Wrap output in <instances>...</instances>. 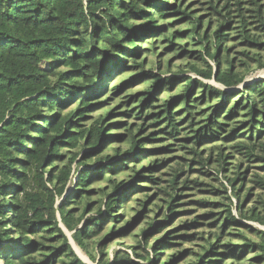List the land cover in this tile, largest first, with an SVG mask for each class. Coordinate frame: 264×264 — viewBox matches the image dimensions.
Segmentation results:
<instances>
[{
    "label": "trees",
    "instance_id": "1",
    "mask_svg": "<svg viewBox=\"0 0 264 264\" xmlns=\"http://www.w3.org/2000/svg\"><path fill=\"white\" fill-rule=\"evenodd\" d=\"M251 2L252 29L244 19L232 29L236 35L230 36L225 33L231 27L228 21L217 25L211 36L199 38V44L205 42V53L216 61L217 71L210 66L207 71H194L225 89H237L251 72L264 70L263 5ZM184 3L0 0V264H87L60 227L58 213L84 251L110 223V233L98 244L101 254L130 225L148 220L141 232L144 244L130 247L133 257L117 252L113 262L102 264H160L171 247L175 254L163 264L179 262L187 254V264H264V229L242 222L264 228V80L244 87L234 97L235 93L227 95L191 77L163 79L147 70L151 67L147 55L159 56V40L165 43L163 49L177 45L183 54L196 53L176 43L182 40L177 35L187 32L165 33L176 21L164 25L166 20L179 17L193 27V38L199 35L202 18ZM236 37L252 48L251 55L244 53L247 61L242 60L237 71L227 47ZM143 42L149 48H142ZM130 69L137 73L126 77ZM117 76L122 77L119 84L110 88ZM145 80L147 91L134 94V84ZM162 86L165 94L159 96ZM112 101L119 103L110 108ZM73 103L75 109L63 113ZM106 104L105 113L83 129L81 123L88 114ZM227 105L230 109L224 113ZM116 116L119 119L112 121ZM119 127L125 135L117 133ZM122 140L125 149L117 145ZM176 148L191 155L192 160H187L191 170L200 166L202 171L215 158L217 172L225 173L234 155L263 165L234 166L225 176L228 186L221 183L223 191L214 186L208 191L229 205L191 201L203 211L179 220V228L168 229L177 217L190 213L178 211L183 204L179 203L180 186L189 181L179 182L186 172L183 164L172 165L175 159L170 154ZM255 168L263 173L247 179L248 171ZM150 188L157 193H146ZM135 196L137 215L121 229V214ZM156 196L168 199L159 198L150 205ZM63 197L57 206V199ZM92 208L97 216L80 228ZM147 213L155 214L154 218ZM196 228L204 230L194 232ZM154 233L149 252L148 237ZM187 244L193 248L183 249Z\"/></svg>",
    "mask_w": 264,
    "mask_h": 264
},
{
    "label": "rangeland",
    "instance_id": "2",
    "mask_svg": "<svg viewBox=\"0 0 264 264\" xmlns=\"http://www.w3.org/2000/svg\"><path fill=\"white\" fill-rule=\"evenodd\" d=\"M256 1H258L261 5H263V12H264V0H256ZM238 2L242 3L240 7L238 6ZM251 3H252L251 0H185L184 5L189 6V11H193L195 17L202 18V24L200 25V28L197 31L199 35L193 38L192 37L193 35H191V32H190L193 27H191L187 21L185 22L183 20H177V19H183L179 17H176L174 19L168 18L166 20L167 22L164 25H168V21L169 23H172L173 20H176V21L174 24L166 28L165 33L172 34L173 32H179V33L182 32L183 34V32H187L185 35H177V37L181 38L182 40L177 41L176 43L185 45L184 49L186 51H196V53L188 52V53L183 54L184 52L183 48L178 50L177 45L172 50H167L169 46L168 48L163 49V45H165V43L160 42L159 40L157 42L158 44H161V46H159L157 50V54L159 53V56L153 55V54L147 55L146 59L148 62V66L149 65L151 66L150 68H147V70H152L154 71L155 74L163 75L162 77L163 79L172 78V77H178V78L191 77L194 80L203 81L207 85L215 87L219 90H224L227 92V95L235 93L234 97H236L237 93L239 91H242L244 87L253 85L254 83L259 82V81H263L264 80V70L254 71V72H251L246 77L245 83L241 85L240 87H238L237 89H225L223 86L217 84L215 80H205L204 78L199 76L194 71V68H199L201 70L207 71L210 67H212L214 72L217 71L216 61L209 58L208 55L205 53V51L203 50V47L205 46L204 44L205 42H203V44H199V38L211 36V34L215 31L217 25H220L222 23L225 24V22L228 23V21L231 22V27L227 29L225 33L230 34V36L236 35L232 29L235 27H239V23L244 19L246 20V22H250V26L248 28L252 29L253 23L255 22V18L251 12L253 11V6ZM217 13H220V14H217ZM178 21H181V22H178ZM241 41L242 40H239V38L236 37L230 40L227 44V47L229 48L230 60L234 61L233 68L235 71L240 69V65L241 63H243L241 62L242 60L247 61L246 57L244 56V53L247 52L251 55V52H252V48L250 47L247 48L244 44H242ZM141 45H142V48H149L147 47L146 42L141 43ZM200 55H203V58H201ZM47 67H48V64H45L43 66V68H47ZM254 67L255 65L251 64L250 69H253ZM246 70L247 69H243L242 71H246ZM132 72L137 73V70L135 69L127 70L125 74L126 77L129 76ZM121 78H122L121 76H117L116 79H114L110 83L109 87L111 88L119 84ZM148 87H149L148 81L145 80L143 82H138L134 84V87L132 88V92L134 94L143 93L147 91ZM163 89H164V86H162L159 89V96H162L165 94L163 93ZM127 91L128 90L124 91L120 97H123ZM177 92H179V90L176 91V93ZM164 97H167V96H164ZM235 99L236 98H234V100ZM110 103H112V106H110L111 108L113 106H117L119 101L118 102L112 101ZM108 105L109 104H106L102 107L94 108V110H92L91 113L88 114V119L81 123L82 125H84L83 129L84 127H87V128L90 127L93 124V122L96 121V119L98 118L100 114L105 113L104 111L105 109H108L107 108L109 107ZM76 106L77 104L75 103L70 104L66 109H64L63 113H68L72 109H75ZM229 109H230V105H227L225 107L224 113L227 112ZM118 117L119 116H116L114 120L112 121L118 120L119 119ZM133 123L138 124L139 122L134 121ZM116 129L118 131L117 133H120V135H125V132H121L123 127L122 128L119 127ZM112 130L113 129H110L108 133H112L111 132ZM144 134L145 133H143L140 137H143ZM86 141L87 139L84 142ZM84 142H82V144ZM117 145H119L120 148L122 149L126 148L125 141L123 140L122 142L121 141L117 142ZM157 145L159 144L157 143ZM226 149L227 147L225 148V150ZM110 152L111 150L106 151V153H110ZM204 154H205V157H207V152L204 151ZM158 157H161V156H158ZM170 158H173L176 160V161L174 160V162L172 163L173 166L175 165V162H179L185 166L184 170L186 172L181 174L179 182L183 183L186 180H188L189 182L187 183L186 186H180L182 190L180 191L179 195L182 196V198L179 203H183V204H182V208L178 209V211H190V213L177 217L175 220L171 222V224L168 226V229L179 228V226H181V224L178 225L179 220L185 221L197 214H200L199 211H203L200 208H198L197 205L190 204L191 201L205 199V200H209L211 203L222 202L225 205H229L228 200L222 199L221 196H219L215 192L210 193L208 191H212V188L209 186H214L223 191L221 187V183L228 186L225 176L229 175V172L231 171V169L234 168V166L240 165L241 168L244 169L246 166L255 167V166L263 165V164H257V160L249 164L246 162L243 156L234 155L229 160L230 165L227 167L226 172L223 173V172H217L218 165L217 163L214 162L215 158H213V162L211 166L207 167L206 169L202 171L199 170L201 169L200 166H193L192 170L189 168L190 163L187 160H192V157L190 154H187L186 150H183V149L178 150L176 148V150H173V152H171ZM183 159H185L186 161H184ZM140 164L141 162L138 163V166ZM219 169L221 171V168ZM248 172L249 173H248L247 179L251 178L253 174L263 173L259 168L249 170ZM164 179L168 180L169 178L168 176H165ZM211 179H214V180H211ZM194 181H197L199 183H204V185H196L194 184ZM73 183H74V179H71V182L69 184L70 190L73 188ZM166 185L168 184L165 183L164 186ZM146 193L155 194L157 192L153 190V188H150L148 192ZM230 195H231V191H229L228 193V196ZM223 196H226V195H223ZM252 197H253V194H252ZM135 198L136 196L128 204L127 208L125 209L126 213L124 212L121 214V215H124V219H123L124 222L119 223V226L121 227V229L127 228L126 222H132L133 218L137 215V211L135 210L137 209V205H136L137 203L134 201ZM159 198L163 200L168 199L166 196H158V197L156 196L150 205L155 203V201H157V199ZM64 199L65 197L58 198L57 206H60L64 202ZM234 202L236 201L234 200ZM160 204L162 203L160 202ZM151 208H152L151 206L148 207V209H151ZM223 209H227V208H223ZM146 215L149 216L150 218H154L155 216V214H151V213L150 214L147 213ZM57 216H58V221L60 222V227L63 229V231H65L66 235L68 236L70 240V244L74 248L77 255L87 264H102L107 261L113 262L117 252H124L132 256V250L130 249V247L138 246V242H142L144 244V238L142 237L141 232L143 229H145L146 227L145 225L148 222V220L143 218L138 223L130 225L128 227L129 229L128 232H126L125 234L116 236L111 242L107 244V246L109 247L108 250H106L104 254H101L100 247L98 244L104 241L103 237L106 234L110 233L111 224L107 223L105 225L101 238H98L95 241L88 242V249L87 251H84L80 249L74 242L73 237H72L73 233L68 231V229L64 226V224L61 221L59 213L57 214ZM75 216L78 218L80 216V213L76 212ZM96 216H97L96 211L93 210L92 208V210L89 213H87L86 218L84 219L80 228L84 226L87 219H90ZM242 222L244 225H252L256 228L264 229L263 227L254 225L250 222H246V221H242ZM203 230L204 228H201V229L196 228L194 232H200ZM163 234H165V231L162 232V234L158 236H163ZM155 235H157V233H154L148 237L147 248L149 249L148 250L149 252H151V248L154 244V238L152 237ZM198 245H201V243H198ZM188 248H193V247L191 246V244H187L186 246L183 247V249H188ZM181 252H184V251H181ZM172 254H175V251L171 247L164 252L163 254L164 258L160 260V264L161 263L163 264V262L165 261L164 259ZM251 257L252 256H248L247 259H251ZM188 260H190V258L187 254L186 256L181 258L179 262H176L174 264H187ZM243 264H247V263L243 262Z\"/></svg>",
    "mask_w": 264,
    "mask_h": 264
},
{
    "label": "water",
    "instance_id": "3",
    "mask_svg": "<svg viewBox=\"0 0 264 264\" xmlns=\"http://www.w3.org/2000/svg\"><path fill=\"white\" fill-rule=\"evenodd\" d=\"M70 241V240H69Z\"/></svg>",
    "mask_w": 264,
    "mask_h": 264
}]
</instances>
